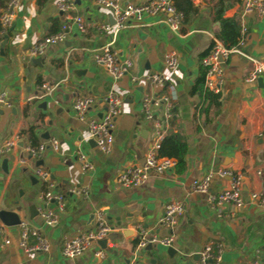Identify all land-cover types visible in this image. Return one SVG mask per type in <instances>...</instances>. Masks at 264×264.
<instances>
[{
    "label": "crops",
    "instance_id": "0c3cea01",
    "mask_svg": "<svg viewBox=\"0 0 264 264\" xmlns=\"http://www.w3.org/2000/svg\"><path fill=\"white\" fill-rule=\"evenodd\" d=\"M58 1L19 0L11 25H0V94L6 92L10 102V106L0 104V145L9 139L16 141L9 152L0 155V210L14 211L48 241L47 251L27 252L19 244L20 225L6 226L0 221L5 226L0 236V264H198L208 243L214 248L222 245L218 264L264 262V207L250 197L264 179V173L262 177L255 173L264 167V77L260 82H246L248 59L232 53L221 61L220 92L208 94L200 63L214 39L223 43L220 14L235 20L239 31L241 23L245 26L239 49L264 60V13H244L242 0H191L195 13L182 20L179 33L170 30L163 13L131 21L112 39L111 47L133 65L126 75L113 79L91 55L112 38L99 26L114 20L95 0H69L72 13L84 19L85 32L71 25L64 41L49 45L41 56L27 55L32 45L61 28L64 17L57 9ZM6 2L0 0V14ZM170 51L178 57L174 69H168L164 61ZM153 73L164 82L143 78ZM42 84L52 86V91L45 93ZM169 86L175 92L171 117L162 121V109L154 107L147 117L141 107L143 97L162 95ZM109 92L117 94L122 104L112 131V148L104 153L88 138L87 123L105 113ZM76 96L94 100L83 120L73 110ZM30 128L33 134L28 133ZM158 132L163 137L176 133L184 138L183 167L151 172L142 185L122 187L118 173L144 162ZM52 140L57 141V150L52 149ZM39 144L45 145L41 151ZM28 147L35 148V153ZM79 152L89 155L90 173H82ZM4 160L7 172L2 169ZM216 167L244 175V205L230 216H219L208 206L205 194L190 188L193 180ZM36 169L47 171V179L39 177ZM228 180L215 177L210 189L226 186ZM50 184L53 192L63 195L62 210L55 201L45 203L41 198ZM73 188H84L85 193H72ZM173 200L182 202L184 213L169 228L158 219L164 205ZM42 210L54 212L57 223L46 224ZM98 213L113 237L106 240V248L95 242L79 256L63 257L64 241L95 227ZM168 236L177 251L174 257L165 252L168 245L160 242L140 245L142 239ZM4 238L8 244H3ZM35 242L29 238L30 244ZM147 244L152 247L147 249ZM96 251L103 252V257H97Z\"/></svg>",
    "mask_w": 264,
    "mask_h": 264
},
{
    "label": "built area",
    "instance_id": "2783aa9c",
    "mask_svg": "<svg viewBox=\"0 0 264 264\" xmlns=\"http://www.w3.org/2000/svg\"><path fill=\"white\" fill-rule=\"evenodd\" d=\"M96 3L104 8H107L112 17L113 23L105 22L99 26L102 32L110 33L111 41L102 45L98 50L91 53L93 60L101 65L113 79H118L126 75L132 68L133 62L131 59H120L117 53L112 49V39L117 37L120 31L124 30L131 21L140 22L146 16H153L160 13L166 15V22L171 31L175 33L180 32L181 23L183 20L182 12L178 11L173 5L172 0H148L144 3H120V0H95ZM19 0H7L1 14L0 25L3 28H7L11 25L15 15V10L18 7ZM243 12L251 14L256 12L258 16H262L264 13V0H242ZM57 9L61 12L64 19L61 24V28L52 34H49L32 45L27 50L29 57L41 56L45 49L52 44H56L64 41L66 32L71 25H74L77 31L80 33L85 32L84 19L79 15H74L73 4L69 0H59L57 2ZM245 26L240 24V35L245 33ZM243 43L242 37L232 47H226L219 39H214L213 45L206 55H204L200 63L205 68L204 87L211 93H219L223 84V75L221 68V61L226 60L230 54L238 53L248 59L249 68L243 79L246 82H252L259 77H264V60H257L249 55L244 54L239 45ZM221 59V60H220ZM165 65L168 69H174L178 64V57L175 51H170L165 54ZM146 81L151 83L162 84L164 78L156 73L147 74L143 77ZM135 80V78H133ZM42 88L45 93L52 91V86L42 84ZM169 91L162 95L155 97H143L141 100L142 111L147 117L151 116V108H161L163 111L162 121H167L171 117L172 104L175 99V92L172 86H169ZM94 100L90 96H76L73 102V110L76 117L79 120L84 119V115L87 109L93 104ZM107 108L105 113L98 119H91L87 123L88 138L93 140L97 147L104 153H108L112 148L113 143V128L115 126V120L121 113V98L113 93L109 92L106 97ZM0 104L10 106V102L6 92L0 94ZM163 136L161 133H157V137L153 142L150 150L146 153L144 162L140 166H126L120 170L117 176V180L122 187H135L142 185L148 178L151 172L164 173L171 171L175 165L176 160L173 158L162 157L158 155V149ZM16 144L14 139H9L0 145V155L9 152ZM52 149H58V143L56 140H52L50 143ZM45 148L44 144H39L40 151ZM31 153H35V148H27ZM78 162L80 164L82 173H90L93 169L92 161L88 154L79 152L77 155ZM36 173L43 180L48 177V172L42 169H36ZM256 175L262 177L264 173V167L258 168L255 171ZM215 177L228 178V183L217 190L210 189V183ZM244 175L241 171L233 170L227 167H216L204 172L199 178L191 182L190 188L192 192L203 193L206 195V202L208 206L213 209L219 216H230L234 214V210H240L244 205V199L242 196ZM72 193H85L84 188H73L70 190ZM251 199L255 200L259 205L264 207V179H262L261 187L257 191H253L250 194ZM41 198L45 203L53 200L56 202L59 210L64 208V198L62 194L53 192L51 190V184L43 191ZM184 213V206L180 201L167 202L162 210V213L158 219L161 225L172 228L175 224L178 216ZM44 222L48 225H54L58 221L57 215L51 210H42L40 212ZM96 226L83 231L79 235L66 239L63 243L61 254L66 258H73L81 255L87 250L91 244L98 242L102 239H107L111 229L106 223L101 213L97 214ZM20 225V241L19 244L27 252L33 251H47L48 241L39 233L38 230L30 228L24 221L19 223ZM4 225H0V236L3 235ZM34 237L35 243L30 244L29 238ZM162 243L164 245H171L172 236L164 238H147L142 239L140 245L143 246L146 243ZM9 240L4 238L3 244H8ZM222 245L217 244L214 246L208 243L204 246L200 253V259L198 264H218L222 257ZM97 257H103V252L96 251ZM252 264H264V262L255 259Z\"/></svg>",
    "mask_w": 264,
    "mask_h": 264
},
{
    "label": "trees",
    "instance_id": "16d2710c",
    "mask_svg": "<svg viewBox=\"0 0 264 264\" xmlns=\"http://www.w3.org/2000/svg\"><path fill=\"white\" fill-rule=\"evenodd\" d=\"M172 2L175 8L178 11L182 12L183 20H187L192 14L195 13V9L192 8L191 0H172ZM217 18L220 20L221 23L220 38L223 41V45L226 47L234 46L240 38V31L238 24L233 19L221 17V14L217 15ZM204 79H205V75L202 81L203 84H204ZM208 92H209L208 94L211 93L210 91ZM29 132L32 133V128L28 129V133ZM31 145L36 147L37 144H34L33 141ZM186 150H187V146L184 138L179 134L174 133L163 137L158 149V155L162 157L175 159L176 165L178 166V168L180 167L181 169L184 164V156L186 154Z\"/></svg>",
    "mask_w": 264,
    "mask_h": 264
},
{
    "label": "water",
    "instance_id": "95a60500",
    "mask_svg": "<svg viewBox=\"0 0 264 264\" xmlns=\"http://www.w3.org/2000/svg\"><path fill=\"white\" fill-rule=\"evenodd\" d=\"M36 60L40 61V59H36ZM257 81L258 82L262 81V77H259L257 79ZM0 113H1V111H0ZM90 141L92 143L96 144L93 140L90 139ZM5 163H6V161L4 160L2 169H3V171L7 172V170L5 169ZM17 204H19L18 201L14 203V205H17ZM0 221L3 222V224H5L6 226L16 225V224H19L21 222L20 218L18 217V215L14 211L4 210V209L0 210ZM124 233H125V231H124ZM112 238L113 237H111L110 235H108V237H107V239H112ZM107 239H102V240L98 241L99 244L103 245L104 249L106 248L105 244H106ZM151 247H152V244H147L146 248L148 249ZM165 252L167 253V255L169 257H174L177 251L172 245H168ZM138 255H140V254H138Z\"/></svg>",
    "mask_w": 264,
    "mask_h": 264
}]
</instances>
